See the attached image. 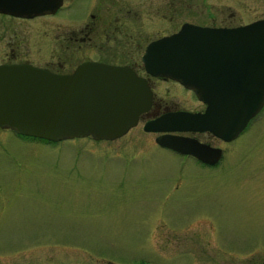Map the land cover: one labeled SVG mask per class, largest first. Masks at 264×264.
I'll list each match as a JSON object with an SVG mask.
<instances>
[{
	"label": "rangeland",
	"instance_id": "obj_1",
	"mask_svg": "<svg viewBox=\"0 0 264 264\" xmlns=\"http://www.w3.org/2000/svg\"><path fill=\"white\" fill-rule=\"evenodd\" d=\"M229 1L204 0L200 24L219 8L236 25L264 11V0ZM139 128L56 143L0 129V264L258 262L264 116L236 138L227 164L208 170L152 146Z\"/></svg>",
	"mask_w": 264,
	"mask_h": 264
},
{
	"label": "water",
	"instance_id": "obj_2",
	"mask_svg": "<svg viewBox=\"0 0 264 264\" xmlns=\"http://www.w3.org/2000/svg\"><path fill=\"white\" fill-rule=\"evenodd\" d=\"M143 61L151 74L179 81L206 104L203 113L148 121L145 131H209L230 141L264 103V20L232 28L184 24L152 42ZM150 104L145 81L124 67L87 62L59 75L30 65L0 66V127L20 135L114 140L136 126ZM157 143L196 156L204 152L184 137L162 135Z\"/></svg>",
	"mask_w": 264,
	"mask_h": 264
},
{
	"label": "flooded vegetation",
	"instance_id": "obj_3",
	"mask_svg": "<svg viewBox=\"0 0 264 264\" xmlns=\"http://www.w3.org/2000/svg\"><path fill=\"white\" fill-rule=\"evenodd\" d=\"M216 1L227 4L226 9L231 8L229 3L232 1ZM203 2L0 0V66L30 65L59 75H70L87 62L127 68L142 78L151 92L149 109L139 114L137 125L128 133L140 127L139 131L144 134L140 135L150 137L152 146L184 161L190 160L203 170L217 169L230 161L236 138L264 116V103L246 128L230 141L209 131H145L143 128L146 122L168 113L199 114L206 109V104L193 90L170 77L151 74L143 61L152 42L177 33L184 24L216 28L241 25L235 24L232 12L220 8L213 21L200 24ZM258 20H264V11L254 14L247 24ZM162 135L193 140L204 152L196 156L161 146L157 138ZM200 156L215 161H205ZM250 264H264V254L258 262L250 260Z\"/></svg>",
	"mask_w": 264,
	"mask_h": 264
}]
</instances>
